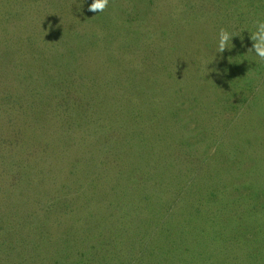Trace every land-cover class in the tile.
Wrapping results in <instances>:
<instances>
[{
	"label": "rangeland",
	"instance_id": "rangeland-1",
	"mask_svg": "<svg viewBox=\"0 0 264 264\" xmlns=\"http://www.w3.org/2000/svg\"><path fill=\"white\" fill-rule=\"evenodd\" d=\"M91 3L0 0V264H73L70 253L77 245L85 247L88 264L137 258L136 247L157 214L146 218L143 209L130 207L134 202L123 190L134 182L117 175L116 167L133 162L134 180L141 182L154 157L151 140L145 138L144 148L139 136L140 128H148L145 119L135 112L139 126L129 127L122 113L113 120V109L120 110L117 89L122 101L131 100L129 107L140 99L148 107L152 100L140 94L162 85L160 96L171 103L176 122L169 130L173 141L181 139L182 158L191 155L185 167L195 162L198 169L209 167L212 178L228 179L217 185L230 190L226 201L240 197L248 210V200L252 210L264 206V188L248 181L249 169H257L259 181L264 166L255 168L238 153L244 147L264 150V61L254 57L250 34L254 22L264 19V0H110L102 13L89 11ZM221 30L234 36L229 48L217 52ZM112 134L120 139L111 140ZM233 137L241 140L237 149ZM125 144L134 156H127ZM232 205L231 211L245 212ZM221 224L228 228L210 232L222 238L219 243L208 242L200 229L186 232L192 248L186 264H201L202 252L204 260L232 261L240 250L233 239H250L254 227ZM232 224L240 227L237 233ZM106 227L108 238L100 240ZM129 227L138 241L134 234L125 238L133 231ZM163 240H154L153 248L161 249ZM166 241L172 245V236ZM88 243L94 248L87 249ZM242 252L247 256L246 247ZM240 259L255 264L254 257Z\"/></svg>",
	"mask_w": 264,
	"mask_h": 264
},
{
	"label": "trees",
	"instance_id": "trees-1",
	"mask_svg": "<svg viewBox=\"0 0 264 264\" xmlns=\"http://www.w3.org/2000/svg\"><path fill=\"white\" fill-rule=\"evenodd\" d=\"M145 86V85H143ZM162 85H153L151 86V90L144 89V91L140 94L145 93L146 97L151 99L152 101H146L148 103V107H143V100L140 99V101H133V106L129 107V102L131 100H121L122 95L121 92L117 89L116 95H114L115 98H117L120 102V110H117V108L113 109L112 113H115V117L113 120H118L119 115L121 113L124 115V122L123 126L129 127L138 125L134 121L135 118V112L141 116L143 119H145V125L148 127L146 128H140V137H141V144L144 148H148V144L146 142L145 138L150 139L149 142V150L152 155L151 160L149 163L146 164V167L149 168L148 172L144 170L145 177H143V180L141 182H136L134 180L135 174L133 173V170L131 169V164L126 160H122L116 167V174L117 175H125L126 180H131L134 182L133 185H131V188H127L123 190L124 196L123 197H129L128 200L129 203H133L130 207L135 209H143L147 218V214H157L156 218L154 220L157 221V223L150 225L149 227L152 229L153 226L157 227V230H153L149 232L150 228H147L144 230L145 236L139 241V245L136 247V253L137 258H133L131 260V256L127 257V261L122 256L118 258L119 263L121 264H152L155 262L156 264H186L187 260L192 256V248H191V242H188L189 237L191 234L186 235L187 231L197 230L200 229L207 237V241L213 244L219 243L218 240H222L221 237L211 234L210 232H214L217 228H228L226 225H222V220H225L226 222L230 221L234 222V225H237L238 221H244L249 224H253L254 227L251 229V238L246 239L245 235L240 234V240H234L233 239V245L240 247V250L236 252V254L233 256L232 261H228L223 264H240L239 260H242L240 258H253L255 260V264H264V206H261L257 208V210H252V204L250 205V200H248V205L250 206V210H248V207H246V202L244 199H241L238 197V200L233 199V202L226 201L225 199H230L228 197V193L230 192L229 189L224 187L217 188V185L221 184V182L227 183L228 179L225 181L221 178L222 175L218 176L217 178L211 177V174L213 171L208 169L209 167H205L202 165V168H197L196 163H192L191 165L194 167H185L186 159L191 157L189 154L187 158H182L184 154L186 153V150L178 145H181L179 138L178 140L173 141L172 132L169 130L172 128L173 125H175L176 122L171 120L173 118L172 112L170 110L171 103L166 99L162 98L160 94H162ZM212 92V91H211ZM261 92L256 91L255 99L260 96ZM145 95H142L145 97ZM155 95V96H154ZM141 96V97H142ZM137 99V98H136ZM254 99V100H255ZM139 100V99H137ZM254 100L251 102L253 104ZM118 104V101H116ZM142 103V105H141ZM151 103L152 107L149 106ZM215 104V103H214ZM119 105V104H118ZM141 105V106H139ZM216 105V104H215ZM204 106V105H203ZM141 108H149V109H141ZM145 110V111H143ZM130 112L132 113V116L130 118ZM217 113V112H216ZM133 118H135L133 120ZM112 120V121H113ZM110 122V121H108ZM236 123V122H235ZM94 125V124H92ZM139 126V125H138ZM114 128L110 129L113 130ZM146 129V130H144ZM117 135V134H116ZM170 137V139L167 138V136ZM109 137V135L106 136V139ZM111 140L118 141V137L114 134L111 135ZM139 137V138H140ZM105 139V140H106ZM241 140L238 139V137H233V147H236ZM126 145V144H125ZM135 145V144H134ZM133 145V146H134ZM251 145V144H248ZM124 146V145H123ZM139 152L141 151L139 148L138 143L135 145ZM127 147V156L135 154L132 147ZM259 148V146H258ZM241 150V149H240ZM257 149L249 150L247 147H244L242 152H238L241 154H244V158L246 160H250L255 168L260 169L261 166H264V150L259 149V151H256ZM184 151V152H182ZM250 151V152H249ZM238 153H233V157L237 158L236 155ZM252 157V158H251ZM134 161V159H133ZM241 161V160H237ZM237 165H239L237 163ZM180 166V168H179ZM239 166H233V169H239ZM214 170V168H213ZM248 170V169H247ZM257 169H250L248 170L251 172L250 179L248 180L250 183V186L258 187V188H264V174H262L261 179L258 181V178L256 176V181L254 179V173ZM205 171V173L203 172ZM230 171V170H229ZM247 171V172H248ZM131 175L133 173V179L132 176H127L126 173H130ZM175 172V173H174ZM231 172V171H230ZM238 172V171H237ZM194 174V176L191 175ZM204 173V174H203ZM239 172L238 174H240ZM178 182H175V180ZM141 176V175H140ZM165 177V179H170L171 181H163L162 177ZM238 177V176H237ZM120 179V177H117ZM197 178L201 181L197 183ZM233 178L234 177V170H233ZM124 179V181H125ZM123 181V182H124ZM119 182V181H118ZM116 180H114V183H118ZM235 185V184H233ZM223 186V185H222ZM248 186V185H247ZM122 187V186H120ZM167 188L165 196V191H163L162 188ZM235 187H233V190ZM172 191L171 197L169 196V192ZM146 196L149 200H147L146 203L142 202L143 197ZM257 204L258 198H252ZM245 203V206H243V203ZM144 203V204H143ZM233 204L237 203L239 206H237V209L242 208L245 212L240 213L238 210H230V205L233 207ZM227 212V213H225ZM247 212V213H246ZM63 213V212H62ZM128 212L125 211V215L123 216L126 223L129 220L130 214H127ZM225 213V214H223ZM246 214V215H245ZM245 215V216H244ZM141 216H143V213L140 212V216L135 215L137 218V221L141 220ZM78 217V216H77ZM112 215L108 217L109 220H111ZM145 218V219H146ZM83 218H76V220H80ZM144 219V218H143ZM142 219V220H143ZM205 221V222H204ZM152 220L150 219V223ZM85 223L81 222V225H84ZM232 224V227H234ZM72 228H74L72 226ZM130 228V227H129ZM220 228V229H222ZM233 228V232L240 229V227ZM133 230L130 233V237L125 238H133L131 237L132 234L136 233V229L130 228ZM118 230L121 231V229L118 228ZM103 233H99L98 236L101 240L103 235H105L107 238V227L104 228ZM119 233V231H117ZM180 235L181 239H184L185 241L176 240V235ZM120 235V233H119ZM124 235V234H123ZM171 235L173 239V244H167V237ZM163 236L164 240L161 241L163 243V247L159 250L154 249L152 246V242L154 240H159L160 237ZM118 237H115L117 239ZM134 238L136 241H138L137 235L134 234ZM129 240V239H128ZM226 240V239H225ZM78 244H85V243H79ZM222 243V242H221ZM138 243L136 242V245ZM166 245L168 247H166ZM217 245H212L211 248L216 247ZM228 247V245H226ZM94 248L92 244L88 243L87 249ZM243 247H246L248 250L247 256L244 255L242 252ZM254 250V252H253ZM219 253H221V250H218ZM71 260L73 264H88L86 263V252L85 247L77 245L75 250H73L71 253ZM237 256V257H236ZM66 257V256H65ZM133 257V256H132ZM67 258V257H66ZM160 259L161 261L156 262L154 260ZM172 258V261L170 263H167L166 261L168 259ZM82 259V261H81ZM117 259L113 260V264H115ZM131 261H134L132 263ZM219 262L217 260L212 259L211 256L208 257V259L204 260L203 252L201 254V264H218ZM243 264V263H242Z\"/></svg>",
	"mask_w": 264,
	"mask_h": 264
},
{
	"label": "clouds",
	"instance_id": "clouds-1",
	"mask_svg": "<svg viewBox=\"0 0 264 264\" xmlns=\"http://www.w3.org/2000/svg\"><path fill=\"white\" fill-rule=\"evenodd\" d=\"M110 0H92L88 10L102 13L109 5ZM253 48L251 49L254 57L264 61V19H257L254 22V30L250 32ZM233 34L227 30H221L218 37L217 52H223L232 44Z\"/></svg>",
	"mask_w": 264,
	"mask_h": 264
}]
</instances>
